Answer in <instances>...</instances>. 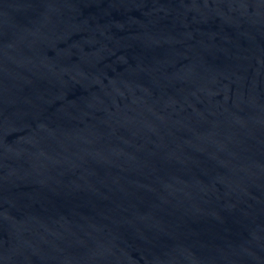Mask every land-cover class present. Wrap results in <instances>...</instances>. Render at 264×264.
<instances>
[{
  "label": "water",
  "instance_id": "water-1",
  "mask_svg": "<svg viewBox=\"0 0 264 264\" xmlns=\"http://www.w3.org/2000/svg\"><path fill=\"white\" fill-rule=\"evenodd\" d=\"M0 264H264V0H0Z\"/></svg>",
  "mask_w": 264,
  "mask_h": 264
}]
</instances>
